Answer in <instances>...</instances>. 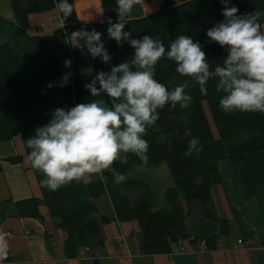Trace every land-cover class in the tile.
<instances>
[{
    "label": "trees",
    "instance_id": "16d2710c",
    "mask_svg": "<svg viewBox=\"0 0 264 264\" xmlns=\"http://www.w3.org/2000/svg\"><path fill=\"white\" fill-rule=\"evenodd\" d=\"M13 21L0 16V142L20 138L23 153L9 157L10 164L27 162L35 177L40 196L13 202L0 201V224L7 218H35L44 221L40 209L46 208L57 229L65 233L62 245L68 260L79 256L83 248L100 249L104 245L100 224L111 221H137L140 229L138 246L145 256L170 255L173 246L182 242L203 244L215 251L220 239L229 233L230 222L217 215L211 189L222 183L218 163L227 160L234 164L255 152L264 153V114L224 113L218 102L223 95L215 91V80L207 85V95H201L189 81L186 89L192 96L190 107L170 109L167 105L159 111V119L147 128L144 139L149 143L148 163H141L128 154L127 164H113L126 176L125 182L116 184L110 171L103 178L84 183L82 178L57 191L40 185L43 175L33 169L27 160L30 151L25 141L37 127L46 124L57 108L69 109L94 98L84 87L99 71L110 72L111 67L127 62L132 55L130 45L108 43V19L116 20L115 11L105 17V22L80 23L73 13L65 19L64 30L50 34L28 33L29 16L55 10L54 0H8ZM72 3L71 0H69ZM239 13H255L258 22L264 13V0H230ZM221 0H163L160 10L139 19H129L125 31L129 39H141L149 34L167 46L177 35L191 36L199 41L206 53L210 69L223 63L226 51L209 43L205 32L221 16ZM238 13V14H239ZM59 15V14H58ZM61 16V15H59ZM86 26L101 32L102 42L111 56L108 64L99 57L93 59L67 44L71 32ZM65 60H71L69 67ZM156 79L167 88L185 79L175 72V65L161 60L156 65ZM66 73H71L63 88L56 84ZM52 83L51 89L46 85ZM200 141L198 153L185 156L188 140L185 130ZM166 164L172 179L171 187L164 192L166 207L155 209L152 185L135 177L136 166L153 168ZM105 196L113 216L98 214L95 201ZM264 221V215L262 216Z\"/></svg>",
    "mask_w": 264,
    "mask_h": 264
},
{
    "label": "clouds",
    "instance_id": "9594fccd",
    "mask_svg": "<svg viewBox=\"0 0 264 264\" xmlns=\"http://www.w3.org/2000/svg\"><path fill=\"white\" fill-rule=\"evenodd\" d=\"M143 0H115L116 20L106 21L107 36L118 46L123 40L133 49L127 62L113 66L110 72L99 71L85 84L94 99L65 110L57 108L51 119L35 129L26 141L30 151L27 160L43 175L41 187L49 191L79 181L85 175H99L110 171L113 182L122 184L126 176L113 168L115 162L127 164L128 154L141 163H148L149 143L144 136L147 128L159 119V111L190 107L192 96L186 89L189 81L207 95V85L215 80V91L222 93L218 106L224 113L264 114V31L255 13H239L230 0H221L223 19L208 28L205 36L226 51L223 63L210 69L206 53L199 41L188 35H177L165 46L164 42L145 34L141 39H129L125 31L127 17L134 6ZM57 14L65 20L73 13L69 0H54ZM239 13V14H238ZM102 33L86 26L71 32L67 44L84 49L91 58L99 57L108 64L111 56L102 42ZM161 60L174 63L175 72L187 78L172 88L156 79V65ZM71 60H65L69 67ZM71 73L56 84L63 88ZM53 87L52 83L46 85ZM188 147L185 156L198 153L200 141L185 130ZM7 259V251L0 247V264Z\"/></svg>",
    "mask_w": 264,
    "mask_h": 264
},
{
    "label": "crops",
    "instance_id": "0c3cea01",
    "mask_svg": "<svg viewBox=\"0 0 264 264\" xmlns=\"http://www.w3.org/2000/svg\"><path fill=\"white\" fill-rule=\"evenodd\" d=\"M71 1L77 20L85 24L104 23L105 17L114 12L115 8V0ZM162 3L163 0H143L142 4L133 7L128 17L139 19L156 13ZM52 11L55 12L54 18L57 19L59 15L56 10ZM260 18L263 21L261 25L264 26V13ZM34 26L52 27L50 24L42 23ZM59 29L58 25L54 31ZM22 153L23 145L18 139L0 142V201L16 202L40 196L34 175L26 169L27 162L10 164L6 161L7 158ZM218 168L222 183L215 187L220 203L219 206L214 204V207L216 212L221 211L225 215L221 218L230 222L229 233L224 237L225 239L222 238V242L225 241L227 244L226 247L223 246L222 239L219 241L221 245L218 244V247L220 246L218 251V247L215 251H208L203 244L191 245L182 242L173 246L170 255H155L163 258L159 264H264V231H258L252 224L258 219L257 221H261L264 226L263 215L256 214L254 219L251 210L257 200L264 207V153L248 154L244 160L234 164L222 160L218 163ZM87 177L82 178L84 183L91 182ZM225 208L229 209L234 224L226 217ZM40 212L44 218L43 222L35 218H7L2 221L0 247L7 251V259L3 264H78L79 260V263L82 261L86 264H100L103 255H98V252L103 250L105 243L99 251L82 249L79 256L84 255V258L78 260L66 259L61 245L56 244L55 248H51L50 242L55 243L49 230L52 221L46 208L42 207ZM122 246L126 247V239L125 245ZM137 248L142 256L138 243ZM117 259L123 260L124 257L117 256Z\"/></svg>",
    "mask_w": 264,
    "mask_h": 264
},
{
    "label": "rangeland",
    "instance_id": "374dc122",
    "mask_svg": "<svg viewBox=\"0 0 264 264\" xmlns=\"http://www.w3.org/2000/svg\"><path fill=\"white\" fill-rule=\"evenodd\" d=\"M55 12L49 11L45 13H39V14H33L29 18L30 22V28L28 29V33L31 35L35 34H50L54 32L55 29L58 27V20L56 19ZM0 16L3 18H6L10 21H13V14L11 11L10 3L8 0H0ZM50 24L52 27H35L34 25H40V24ZM108 43H113V40L109 39L107 40ZM20 141V138H17ZM107 171V170H106ZM134 175L135 177H140L147 182H149L153 187V193H154V199H153V205L155 209L158 208H164L166 207L165 199H164V192L167 188L171 187L172 185V179L170 176V173L168 171V168L166 164H160L153 168H146L144 166H136L134 169ZM88 176L87 178H90L91 181L98 180L100 178L99 175H85L84 178ZM217 188L214 186L211 189V195L212 200L214 201L215 206L220 203V199L217 197ZM220 189V188H219ZM97 207H98V214L103 216L112 217L113 216V210L112 207L107 200L105 196L97 199L95 201ZM264 205V204H263ZM252 210V217L255 219V215L258 214L259 216L264 215V207L262 206L261 202L259 200L255 201ZM225 214L227 218H230L233 222V218L231 213H229V209L225 208ZM217 215L219 217H223L225 215L222 214L221 211H217ZM258 217V216H257ZM256 219L252 224L254 227L262 232L264 231V226L261 224V221H257ZM260 222V223H259ZM263 223V222H262ZM49 230L52 233V236L54 237V242H50V247L55 248L56 244L63 245V241L65 238V233L61 229H57L54 227L53 223L49 224ZM101 228V235L103 238V241L105 243L103 250L98 252V255H103L102 258H100V264H159L163 258H160L161 256H155V257H147V256H141L139 254L137 243L139 240V225L137 221H122L120 223L116 221H111L106 224H100ZM121 229V232L120 230ZM122 234L126 239V247L119 245L115 242L114 238L117 235ZM234 235V234H233ZM225 239V238H223ZM221 240V242L223 241ZM223 246L226 247V242H222ZM221 245V243H219ZM102 249V248H100ZM98 249L97 251H99ZM220 250V246L218 247L217 251ZM89 252H86L88 254ZM92 253H89L91 255ZM129 254V255H128ZM117 256H123V260L117 259ZM159 257V258H158ZM84 258V255L78 256V259ZM80 261V260H79ZM78 264H86L84 262H80ZM76 264V263H75Z\"/></svg>",
    "mask_w": 264,
    "mask_h": 264
},
{
    "label": "built area",
    "instance_id": "2783aa9c",
    "mask_svg": "<svg viewBox=\"0 0 264 264\" xmlns=\"http://www.w3.org/2000/svg\"><path fill=\"white\" fill-rule=\"evenodd\" d=\"M57 20H58L59 28L61 30H64L65 26H66L65 20L61 16H58ZM120 232H121V230H120ZM114 240H115L116 243H118L121 246L125 245V238L123 237L122 234L115 236ZM240 247H241V245H240ZM83 250H87V248H83Z\"/></svg>",
    "mask_w": 264,
    "mask_h": 264
}]
</instances>
